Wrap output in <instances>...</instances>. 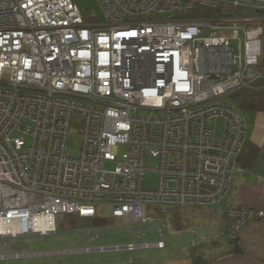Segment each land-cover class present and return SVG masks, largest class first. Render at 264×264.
<instances>
[{
  "label": "built area",
  "instance_id": "built-area-1",
  "mask_svg": "<svg viewBox=\"0 0 264 264\" xmlns=\"http://www.w3.org/2000/svg\"><path fill=\"white\" fill-rule=\"evenodd\" d=\"M98 3L103 21L76 0H0V239L53 235L101 205L128 225L170 224L175 209L223 201L245 172L247 120L229 96L264 77V19L236 13L264 15V0ZM148 173L156 189L144 187ZM225 216L229 239L264 220L255 209ZM159 234L108 249L163 248Z\"/></svg>",
  "mask_w": 264,
  "mask_h": 264
},
{
  "label": "crops",
  "instance_id": "crops-1",
  "mask_svg": "<svg viewBox=\"0 0 264 264\" xmlns=\"http://www.w3.org/2000/svg\"><path fill=\"white\" fill-rule=\"evenodd\" d=\"M245 16L264 19L263 13L257 12ZM262 22L264 27V20ZM243 114L248 125L247 140L257 148V154L254 157L251 156L252 151L248 149L243 160L239 162L240 166L245 168V172L236 174L229 195L220 203L211 208H188L189 210L175 209L171 211L172 217H169L170 229H167V235L165 236L161 230L165 242L163 248H138L131 251L108 249L116 245L124 246L136 243L138 233L143 237L146 229L154 227L143 226L140 223L128 225L116 219L113 214L110 222L114 224L110 227L107 219L99 215L98 206L94 217L70 216V221H66L67 218L61 220V222H65L63 223L66 224L65 227L77 231L73 233L77 236V246L62 250L44 251L47 252L45 255L30 257L32 258L30 261L24 260L19 264H194V257L196 254H200L198 250L193 251V248H201L203 245L210 246L216 241L219 242L218 235L220 234L224 236L219 243L225 244L221 248L216 247L222 244L214 245L215 249L211 253L213 256H216L217 251L227 250V253L219 255L216 260L237 255L228 254L231 247L228 239L230 221L226 218L225 211L236 208L240 210L255 209L264 212V112H243ZM220 122L222 125V121ZM161 218L159 217L157 220ZM192 221H196L197 225H203L205 231L197 232V234V228L193 226ZM158 236L160 239L159 233ZM225 245L227 246L225 247ZM80 246L90 248L91 251L71 252L72 249ZM239 246L242 250L240 255L264 264V220L251 221L242 228ZM101 247L107 248V250H99ZM209 253L210 251L207 254Z\"/></svg>",
  "mask_w": 264,
  "mask_h": 264
},
{
  "label": "rangeland",
  "instance_id": "rangeland-1",
  "mask_svg": "<svg viewBox=\"0 0 264 264\" xmlns=\"http://www.w3.org/2000/svg\"><path fill=\"white\" fill-rule=\"evenodd\" d=\"M80 8L82 9L83 12H85L89 17H96L99 20H104V13L98 3V0H76ZM254 14V11H251L249 9H244V8H239L237 10V15L239 16H245ZM236 45L237 48V53H239V42H233ZM263 68V67H262ZM252 88V87H251ZM235 93V92H234ZM232 95V94H231ZM224 130V125L221 122L218 124V137H221L223 134ZM78 138L76 137H71L68 141V146H69V154L71 155H77L79 152V149L81 148V145L77 143ZM248 141V140H247ZM120 151H123L122 149ZM148 165L151 167H156L159 165V159L156 158H150L148 161ZM108 169H112V165H107ZM144 187L146 189H156L158 187V175L157 174H150L148 173L145 176L144 179ZM189 210V209H188ZM99 215L106 218L108 221L109 226L113 225L114 223L110 222V219L112 217V212L113 209L110 206H99L98 207ZM169 217H172L169 214ZM66 221H70V216L66 217ZM166 219H160V220H155L151 223H149L147 226L148 227H154V228H148L144 231V235L142 237V241L145 243H151L155 242L159 239L158 233L159 230H162L165 234L167 235V231L170 229V225L168 224ZM77 221V220H76ZM65 222L57 221V226L58 230L53 234L49 236H36L35 234H31L27 237H22L18 239H0V256L4 255V259H0V264H19L21 261H30L32 258L30 257H35L39 256L37 255H31V256H21L19 258L13 257L10 253H15L18 251L17 249H22L25 251H33V252H44L48 250H62V249H67V248H72L77 246V236L73 235V233H76L77 231L75 229H69L65 227L63 224ZM197 222L192 221L193 226H195L196 233L197 232H203L205 231L203 229V225L196 224ZM111 227V226H110ZM200 227V228H199ZM202 227V228H201ZM112 229H117V228H112ZM168 229V230H167ZM199 230V231H198ZM212 232V231H211ZM122 233V232H120ZM132 233V232H130ZM72 234V235H71ZM111 234V233H109ZM198 234V233H197ZM211 234V233H210ZM108 235V234H107ZM160 235V234H159ZM137 241V240H136ZM122 244V243H121ZM125 244V243H123ZM222 244L220 246H217L216 248H221L224 246L223 242L218 243ZM227 245H225L226 247ZM215 247L213 244L210 246L203 245L200 249H198V252L200 255H203L206 258L205 260L208 262L215 263L217 260L216 258L219 255H223L224 253H227V250L223 251H217L218 253L216 256H213L211 251L214 250ZM210 251L209 254H207ZM30 258V259H27ZM209 258V259H207Z\"/></svg>",
  "mask_w": 264,
  "mask_h": 264
},
{
  "label": "trees",
  "instance_id": "trees-1",
  "mask_svg": "<svg viewBox=\"0 0 264 264\" xmlns=\"http://www.w3.org/2000/svg\"><path fill=\"white\" fill-rule=\"evenodd\" d=\"M195 10L193 13L195 16H198L199 11ZM204 11V10H202ZM197 14V15H196ZM203 14V13H201ZM263 41V55L260 61L261 67L264 68V35L262 37ZM231 102H233L236 106H238L244 113H256V112H264V77L263 79L256 82L252 88H244L239 90L232 95L229 96ZM249 151H252L251 156H255L257 154V148L250 144L248 141L245 144L243 152L240 156L239 162L243 160L244 155ZM250 155V154H249ZM249 158V157H248ZM73 216V215H71ZM76 221V220H75ZM229 239V238H228ZM219 242L212 243L213 245H218ZM230 243V253L228 254H242V250L239 246V237L236 239H229ZM200 247H194L193 251H197ZM194 264H212V262H208L205 260L203 255H197L194 257Z\"/></svg>",
  "mask_w": 264,
  "mask_h": 264
},
{
  "label": "water",
  "instance_id": "water-1",
  "mask_svg": "<svg viewBox=\"0 0 264 264\" xmlns=\"http://www.w3.org/2000/svg\"><path fill=\"white\" fill-rule=\"evenodd\" d=\"M22 250V249H18ZM33 252V251H31ZM35 255H45L47 252H33ZM36 257V256H35ZM213 264H262L254 259H251L249 257H245L243 255H233V256H226L219 260H217Z\"/></svg>",
  "mask_w": 264,
  "mask_h": 264
}]
</instances>
